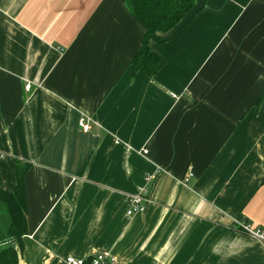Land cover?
I'll use <instances>...</instances> for the list:
<instances>
[{
    "label": "crops",
    "instance_id": "obj_1",
    "mask_svg": "<svg viewBox=\"0 0 264 264\" xmlns=\"http://www.w3.org/2000/svg\"><path fill=\"white\" fill-rule=\"evenodd\" d=\"M194 1L149 42L151 79L125 0H0V190L31 165L19 264H264L243 230L264 229V0Z\"/></svg>",
    "mask_w": 264,
    "mask_h": 264
},
{
    "label": "trees",
    "instance_id": "obj_2",
    "mask_svg": "<svg viewBox=\"0 0 264 264\" xmlns=\"http://www.w3.org/2000/svg\"><path fill=\"white\" fill-rule=\"evenodd\" d=\"M125 4L142 28L141 46L131 61L133 74L141 72L152 79L165 62L149 49V42L166 43L184 33L194 20L193 16L183 23L195 1L125 0ZM263 98L264 90L255 106L259 107ZM12 161L16 182L11 192L0 190V264H19L22 239L27 235L25 177L31 165L18 159Z\"/></svg>",
    "mask_w": 264,
    "mask_h": 264
},
{
    "label": "built area",
    "instance_id": "obj_3",
    "mask_svg": "<svg viewBox=\"0 0 264 264\" xmlns=\"http://www.w3.org/2000/svg\"><path fill=\"white\" fill-rule=\"evenodd\" d=\"M25 89H29V86H26ZM79 127L83 131H88L90 129L87 119L82 116L78 122ZM152 176L147 177V182L152 180ZM187 178L185 179V183ZM149 186L145 185L139 187L133 195L128 198V210L127 216L132 217L137 214H142L146 211L147 205L149 203ZM243 230L252 238L264 242V229L252 228L249 225L243 226ZM115 259L110 255L108 251H102L100 253H95L91 256H88L83 259H76L74 257H66L61 259L57 264H113Z\"/></svg>",
    "mask_w": 264,
    "mask_h": 264
}]
</instances>
